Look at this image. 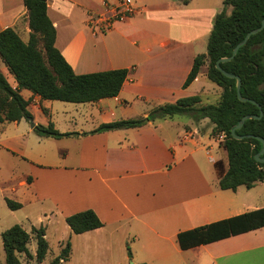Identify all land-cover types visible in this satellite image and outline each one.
<instances>
[{
  "label": "crops",
  "instance_id": "1",
  "mask_svg": "<svg viewBox=\"0 0 264 264\" xmlns=\"http://www.w3.org/2000/svg\"><path fill=\"white\" fill-rule=\"evenodd\" d=\"M120 1L46 0L55 46L74 73L126 68L128 74L116 96L92 102L43 99L21 89L34 125L24 118L0 122V154L6 157L1 164L8 166L0 175V202L9 198L21 204L19 209L36 208L34 216L29 210L17 224L27 232L42 226L46 240L53 226L59 248L66 240L71 243L67 261L79 242L91 240L98 260L101 252L133 249L140 257L129 264H264V226L179 247L181 231L264 207L250 194L264 181L250 188L219 187L228 160L208 118L192 123L189 116L176 121L174 115L140 127L88 133L182 97L203 96L207 82L212 83L203 66L183 87L194 57L206 51L223 0H130L137 10L110 30L89 27L90 15ZM6 27L28 40L23 0H0V31ZM0 71L13 78L1 58ZM9 83L17 85L14 78ZM49 123L60 132L78 134L53 138L34 132L36 124ZM17 166L22 169L18 175ZM85 209H92L103 225L75 234L65 217ZM9 211L13 215L15 210ZM7 228L0 224V233Z\"/></svg>",
  "mask_w": 264,
  "mask_h": 264
},
{
  "label": "trees",
  "instance_id": "2",
  "mask_svg": "<svg viewBox=\"0 0 264 264\" xmlns=\"http://www.w3.org/2000/svg\"><path fill=\"white\" fill-rule=\"evenodd\" d=\"M23 3L30 28L28 40L24 42L13 27L0 31V58L17 83L16 87H12L0 71V122L32 117L27 108L29 101L22 97L21 89H28L43 99L74 103L97 101L118 94L128 74L126 68L74 73L55 46L56 31L46 13V0H23ZM223 5L214 17L206 51L194 57L183 82V87L189 85L207 63V79L221 88L218 100L204 103V96L201 95L182 97L173 103L154 107L145 116L102 123L88 133L140 127L156 118L174 115H186L194 121L208 118L213 124L211 133L224 134L222 146L226 150L228 168L218 180L219 187L234 190L244 185L250 188L256 182L264 181V162L254 158L262 148L261 141L255 136L264 138V27L252 34L232 59L219 63L232 76L224 75L215 66L219 58L231 55L234 46L248 31L260 25L264 18V0H223ZM227 5L231 6L229 13L225 9ZM234 76L240 77L241 95L248 100L238 99ZM260 111L262 115L259 119L248 118L235 130L236 135L245 137L235 138L232 129L242 116L259 115ZM34 132L40 137L53 138L78 134L60 132L52 123L36 124ZM260 157L263 158L264 153ZM5 203L11 210L21 207L19 202L9 198H5ZM65 221L75 234L103 225L92 209L70 214L65 217ZM263 226L264 207H261L181 231L177 234V240L179 247L185 250ZM44 234L42 226L32 227L27 232L17 223L3 230L0 237L5 264H21L19 254L27 258L35 257L38 262L43 261L48 252ZM32 236L36 243L34 255L28 247ZM70 250L71 243L66 240L52 264L68 260Z\"/></svg>",
  "mask_w": 264,
  "mask_h": 264
},
{
  "label": "rangeland",
  "instance_id": "3",
  "mask_svg": "<svg viewBox=\"0 0 264 264\" xmlns=\"http://www.w3.org/2000/svg\"><path fill=\"white\" fill-rule=\"evenodd\" d=\"M219 4L221 0H216ZM224 6V5H222ZM226 12L229 13L231 10V6L227 5L225 7ZM207 67V63H206ZM6 77L9 82L13 81V78L6 74ZM206 91H202V95L207 97L209 101L215 102L219 99L221 88L217 85H213L212 83L207 82V85L205 86ZM189 118V117H188ZM186 115H178L175 120L181 121L185 120ZM190 120L192 123H196L191 117ZM4 154V153H3ZM0 175H2L4 172L8 170L7 163L1 164V161L4 160L5 155L2 156L0 154ZM22 169L20 166H17L15 169V173L18 175L20 174ZM4 176V175H3ZM251 196L255 197L257 201H260L261 204H264V183H258V185L251 191ZM46 207V205L44 206ZM36 209V208H35ZM29 208V206L23 207V209H18L17 211H14L13 215L7 214L9 213L10 209L7 207V205L3 202H0V224L1 227L6 228L10 227L13 224L19 223V221L24 219V216L26 213H30L29 210H32V216L35 215L33 212L34 210ZM34 219V218H33ZM53 228V226H52ZM49 229L48 233V252L46 253L45 258L43 261L38 262L36 261L35 257L27 258L24 254H19V259L21 264H52L53 259L55 256L60 252L61 248L57 245V239L59 237V233L55 232L53 229ZM29 247L31 249L36 248L35 241L31 242ZM96 247L92 246L91 240L88 242H79L76 246V249L73 253V256H71L69 261H64L62 263L57 264H129L131 261H138L139 255L137 251H134L133 249H128L126 251H118L117 249H112L109 251L101 252V258L97 259V254H95ZM56 253V254H55ZM142 254V252H141ZM126 257V258H125ZM105 258L106 260H104ZM0 264H5V253L3 250L2 242L0 239Z\"/></svg>",
  "mask_w": 264,
  "mask_h": 264
},
{
  "label": "water",
  "instance_id": "4",
  "mask_svg": "<svg viewBox=\"0 0 264 264\" xmlns=\"http://www.w3.org/2000/svg\"><path fill=\"white\" fill-rule=\"evenodd\" d=\"M263 27H264V18H262V20H261V22H260V25H259L258 27H256V28H254V29L248 31V32L245 34V36L243 37V39H242L240 42H238V43L234 46V48H233L232 53H231L230 56L219 58V59L216 61V63H215L216 68L219 69L224 75L232 76V75L228 74L224 69H222V67L219 65V63H220V62H225V61H228V60L232 59V58L235 56L237 50H238L242 45H244V44L247 42V40L249 39V37H250L252 34H255V33L259 32ZM234 77L236 78V94H237L238 99L241 100V101L248 100L247 98H244V97H242V95H241V92H240V86H241V80H240V77H239V76H234ZM250 101L253 102V103H255L256 105H258L254 100H250ZM258 106H259V105H258ZM261 115H262V112L260 111L259 115L248 114V115H244V116H242V118L238 121V123H237V124L235 125V127L232 129V134H233V136H234L235 138H237V139H242V138H244V137H245L244 135H241V136L236 135V134L234 133L235 130L238 129V128H240L246 119H248V118L259 119V118L261 117ZM29 121H30V126H33L34 123H33V121H32L31 118H29ZM249 136H252V135H249ZM255 137H256L258 140L261 141V143H262V148H261V150L259 151V153H257V154L254 156V158H255V160H257V161H259V162H264V157H263V158L260 157V155L264 153V138H262V137H260V136H255Z\"/></svg>",
  "mask_w": 264,
  "mask_h": 264
},
{
  "label": "built area",
  "instance_id": "5",
  "mask_svg": "<svg viewBox=\"0 0 264 264\" xmlns=\"http://www.w3.org/2000/svg\"><path fill=\"white\" fill-rule=\"evenodd\" d=\"M136 10L130 0H121L117 6H108L104 12L90 15L88 25L97 32H105L111 29L114 22L126 18ZM220 135L223 140L224 134Z\"/></svg>",
  "mask_w": 264,
  "mask_h": 264
}]
</instances>
